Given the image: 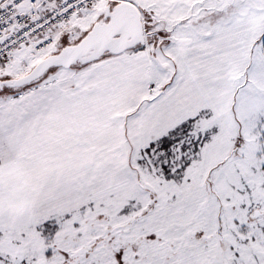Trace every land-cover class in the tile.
I'll return each mask as SVG.
<instances>
[{
  "label": "snow or ice",
  "instance_id": "snow-or-ice-1",
  "mask_svg": "<svg viewBox=\"0 0 264 264\" xmlns=\"http://www.w3.org/2000/svg\"><path fill=\"white\" fill-rule=\"evenodd\" d=\"M0 264H264V0H0Z\"/></svg>",
  "mask_w": 264,
  "mask_h": 264
}]
</instances>
